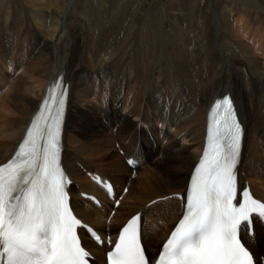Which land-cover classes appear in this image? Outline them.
<instances>
[{"label": "bare ground", "instance_id": "1", "mask_svg": "<svg viewBox=\"0 0 264 264\" xmlns=\"http://www.w3.org/2000/svg\"><path fill=\"white\" fill-rule=\"evenodd\" d=\"M59 1L0 0V165L62 77L69 97L61 166L73 214L106 239L141 214L142 240L153 260L182 212L178 196L185 197L200 159L208 111L230 93L244 130L238 194L248 187L264 202V5L225 3L210 15L170 4L185 16L165 17L157 28L147 18L138 24L142 0H117L121 10L105 27L103 15L86 20L90 0ZM230 46L237 49L234 59L223 51ZM97 177L113 184V200ZM77 233L91 264H103V248ZM254 233L242 238L260 262L264 222L258 218Z\"/></svg>", "mask_w": 264, "mask_h": 264}, {"label": "snow or ice", "instance_id": "2", "mask_svg": "<svg viewBox=\"0 0 264 264\" xmlns=\"http://www.w3.org/2000/svg\"><path fill=\"white\" fill-rule=\"evenodd\" d=\"M65 97L59 83L50 87L18 150L0 165V264H89L77 233L82 223L69 205L70 181L61 166ZM242 135L231 98L215 101L206 146L186 199L180 197L181 218L158 259L146 258L137 214L119 232L107 264H259L241 237L243 230L254 239V218L264 222V202L246 189L242 202L238 197Z\"/></svg>", "mask_w": 264, "mask_h": 264}, {"label": "rangeland", "instance_id": "3", "mask_svg": "<svg viewBox=\"0 0 264 264\" xmlns=\"http://www.w3.org/2000/svg\"><path fill=\"white\" fill-rule=\"evenodd\" d=\"M24 1V0H22ZM64 1L65 0H60L59 4L61 6L64 5ZM69 2L73 1V0H67ZM117 0H90V2H88L87 6L88 8L85 10V15H86V20L89 19L93 20L94 16L96 15H103L106 18H108L107 22L104 23V26H108L109 23L112 22V19H110L112 14H116L119 13V11L121 10V4H117L116 3ZM125 0H122V2H124ZM248 3L250 2L253 6V4L255 3V1L258 4H262L264 5V1L263 0H247ZM93 3L92 5H90V3ZM242 0H142L141 3H143V7H141V9L138 12V20L140 24L143 20H144V24L146 25V19H148V24L155 26L157 28H159L160 25H164L166 23L165 20H167L168 18H173L174 16H177L178 19L182 20V18L185 16L186 12L184 11L181 14H177L175 11H171L169 5L173 4H180L183 5L185 7H190L191 5H194V7H201L202 9H207V12L210 15H214L215 12H217L218 14L221 13V7L226 3V4H231L234 7H242L245 5L241 4ZM104 4V5H103ZM102 5V6H101ZM196 5V6H195ZM138 6V5H137ZM255 6V5H254ZM253 6V7H254ZM243 7V8H244ZM246 8L248 9V6H246ZM55 9V8H54ZM251 12H254L252 10V8H250ZM107 12V13H106ZM105 13V14H104ZM47 14V13H46ZM49 14V12H48ZM163 17V18H162ZM167 19H166V18ZM37 30H42L41 32H46L48 29L45 28H39L36 27ZM126 31L121 32V34L119 35V41H121V43L123 42L122 40H124V36ZM197 34H195L194 36H196ZM193 37V35H192ZM126 38V37H125ZM225 55L229 58L234 59L235 54L237 52V49L234 48L233 46H230L229 48L227 47L225 50ZM23 77V76H21ZM155 80L157 79V75L154 76ZM118 145L115 146V148L117 149ZM119 154L122 155L121 151H119ZM138 170V169H136ZM141 170V169H140ZM83 171V170H82ZM127 192V190H125V193ZM124 194V193H123ZM113 214L111 215V213L109 214V218H112V216H114V212H112Z\"/></svg>", "mask_w": 264, "mask_h": 264}]
</instances>
